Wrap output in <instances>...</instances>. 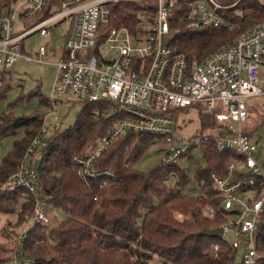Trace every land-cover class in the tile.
I'll return each mask as SVG.
<instances>
[{"label": "built area", "instance_id": "1", "mask_svg": "<svg viewBox=\"0 0 264 264\" xmlns=\"http://www.w3.org/2000/svg\"><path fill=\"white\" fill-rule=\"evenodd\" d=\"M121 2L142 5L134 30L111 25L110 6ZM48 4L49 0H0V71H11L21 59L43 63L47 61L45 56L57 57V72L41 125L8 181L13 188L25 187L31 192L36 223L53 226L55 221L48 199L37 191L38 170L32 163L33 154L47 146L57 126L50 119L57 120L59 98L68 95L81 103L100 104L94 110L95 118L103 114L110 120L105 134L93 139L85 154L73 156L76 172L86 182L103 177L100 186L105 187L109 178H115L111 170L97 169L95 164L127 133L151 137L148 147L157 140L173 144L172 153L159 166L177 163L191 145L202 140L214 139L219 150L236 153L227 165V175L211 174L221 196L219 206L206 205L202 210L209 218L224 210L220 239L229 244L233 256L242 248L243 264H257V228L264 212V167L254 156L256 143L242 126L251 98L264 95V21L203 58H189L173 46V37L183 29H233L234 22L226 10L235 4L218 0H61L51 14L40 18ZM62 22L67 24L68 32L60 49H49L42 43L34 52L27 49V38L34 34L49 38L52 27ZM188 106L214 114L217 134L194 136L193 141L175 146L181 140L179 108ZM188 219L192 220L191 215ZM228 235L233 236L231 241ZM20 236L19 242L25 232ZM212 247L217 256L219 244L214 242ZM18 262L15 255L6 263ZM21 263L30 264V259Z\"/></svg>", "mask_w": 264, "mask_h": 264}, {"label": "trees", "instance_id": "2", "mask_svg": "<svg viewBox=\"0 0 264 264\" xmlns=\"http://www.w3.org/2000/svg\"><path fill=\"white\" fill-rule=\"evenodd\" d=\"M59 1L49 0L47 9L39 17L51 14ZM218 1L231 4L237 0ZM110 7L111 25L135 29L141 4L121 2ZM226 14L234 22L233 29H183L173 37V46L179 52H186L189 58H203L233 43L243 31L264 21V3L239 0L236 6L226 10ZM0 72L1 105L11 88L5 73L11 71ZM82 105L76 122L63 131L56 126L47 146L33 154L32 163L38 170V193L67 216L53 227L36 223L25 232L21 242L15 238L13 249L21 247L18 259L23 262L28 258L30 264H234L235 256L227 242L198 235V232L224 223V210L209 218L202 208L219 206L221 196L213 186L211 174L227 175V165L237 154L219 150L214 139L198 143L205 161L196 172L201 187L194 188L195 194L187 195L182 189L189 185L191 178L177 163L159 166L148 173L135 167L152 138L127 133L117 139L95 164L97 169H109L115 174V178H109L108 184L101 187L103 177L86 182L78 176L73 156L85 154L89 143L105 134L110 120L103 114L95 118L94 110L100 104ZM190 107L197 106L179 108V113ZM199 117L203 128L216 129L214 114L199 111ZM40 125L37 115L0 113L1 137L23 129L25 132L0 163V214L16 213L15 228L33 219L35 200L27 188H13L8 181L17 172ZM195 146L191 145L182 155L190 157ZM172 176L177 178V188L168 185L167 179ZM173 210L190 214L192 220L178 219ZM214 242L220 246L217 256L213 252ZM2 244L0 242V263L7 261V251L13 250ZM257 249V264H264V212L257 228Z\"/></svg>", "mask_w": 264, "mask_h": 264}, {"label": "rangeland", "instance_id": "3", "mask_svg": "<svg viewBox=\"0 0 264 264\" xmlns=\"http://www.w3.org/2000/svg\"><path fill=\"white\" fill-rule=\"evenodd\" d=\"M259 1L264 3V0ZM238 2L239 0L231 4H235L234 6H236ZM231 4L227 3L226 5ZM67 32L68 26L65 22H62L52 27L53 34L51 37H39L37 34H34L26 39L25 45L28 50L32 49L33 52L38 49V46L41 43L45 44L49 49L54 47L60 49L65 42ZM45 58L47 61L43 63L26 62L22 59L18 60L13 66L11 72L5 73V76L10 80L11 88L8 92L7 98L0 105V113L10 111L13 112L15 116L39 115L40 121L42 120V112L45 111L48 99L51 97V90L57 72V66L55 64L57 57L52 55L45 56ZM261 85L264 87V73L262 75ZM59 99L60 101L57 104L55 113L57 120L54 121V117H51L50 120L55 122L57 126H60V130L63 131L76 122L83 109V103L76 100L73 96L68 95L60 97ZM249 106V114L242 127L246 133L250 134L252 141L256 143L257 149L254 156L258 163L264 167V95L251 98ZM179 115L178 133L181 140L176 141L174 143L175 146L178 144L179 146H182L189 143L191 140L193 141L194 138H196L194 136L206 137L209 135L215 136L217 134L216 129L207 130L202 127L197 107H190L187 110L182 109ZM24 135L25 132L23 129L16 134L8 135L6 137L0 136V163L3 157L13 149L14 143L22 139ZM171 145L173 144H165L160 140L155 141V144L146 149L135 167L146 173L156 169L161 165L163 159L172 153L170 150ZM204 162V157L197 142L190 157L187 155H181L178 158V166L182 169H186L188 176L191 178L189 185L185 189H182L183 193L193 195L195 194L194 188L199 189L201 187L196 180V172ZM167 182L172 188L178 187L177 178L174 176L168 178ZM50 207V214L55 221L53 226H57V223L59 221L61 222L67 216V213L60 208H57L54 204L50 203ZM172 212L174 216L180 220L188 219V216H190V214L179 213L178 210H173ZM11 215L7 216L0 214V242L4 243L2 245H5L7 248L13 249L15 238L20 240V235L34 226L36 221L35 219H29L23 226L15 228L13 223L15 224L16 222L17 214L15 213ZM227 238L231 241L233 236L228 235ZM241 250L242 248L235 254L234 264L242 263ZM9 251L6 253L8 263L13 256H18L20 254L21 247ZM7 261L0 264H7ZM18 264L22 263L18 262Z\"/></svg>", "mask_w": 264, "mask_h": 264}, {"label": "water", "instance_id": "4", "mask_svg": "<svg viewBox=\"0 0 264 264\" xmlns=\"http://www.w3.org/2000/svg\"><path fill=\"white\" fill-rule=\"evenodd\" d=\"M198 235L220 238L223 235V228L220 226L212 229L204 228L200 232H198Z\"/></svg>", "mask_w": 264, "mask_h": 264}]
</instances>
